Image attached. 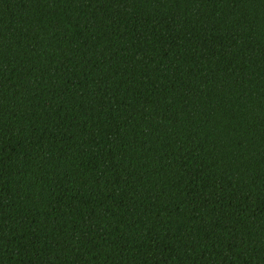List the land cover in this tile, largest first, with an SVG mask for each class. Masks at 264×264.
<instances>
[{
    "label": "trees",
    "instance_id": "1",
    "mask_svg": "<svg viewBox=\"0 0 264 264\" xmlns=\"http://www.w3.org/2000/svg\"><path fill=\"white\" fill-rule=\"evenodd\" d=\"M0 264H264V0H0Z\"/></svg>",
    "mask_w": 264,
    "mask_h": 264
}]
</instances>
